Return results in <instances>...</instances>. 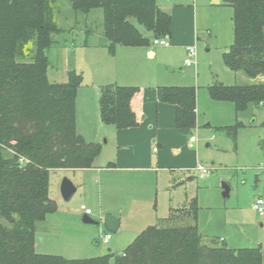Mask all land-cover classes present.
Here are the masks:
<instances>
[{
    "label": "trees",
    "instance_id": "1",
    "mask_svg": "<svg viewBox=\"0 0 264 264\" xmlns=\"http://www.w3.org/2000/svg\"><path fill=\"white\" fill-rule=\"evenodd\" d=\"M55 1L0 0V264H109L114 255L69 259L35 250L36 222L58 210L50 196L51 173L92 168L102 149L99 142L87 141L76 129L82 73L69 70L65 82L48 79L47 50L63 31L55 19ZM70 1L76 12L102 10L103 34L112 55L118 45L150 46L154 38L170 34L172 16L162 11L157 0ZM224 2L233 8L234 24V41L223 54L224 62L252 83L214 82L207 89L213 100L232 102L239 113L249 104L264 103V0ZM161 89L163 101L176 106V127L195 128L196 87ZM136 92L126 85L102 86L101 120L118 129L135 125L131 100ZM241 126L238 121L223 129L235 138ZM182 209L191 223L149 225L121 255H114L115 264H264L261 247L231 248L217 238L203 242L196 197ZM175 211L164 219H181Z\"/></svg>",
    "mask_w": 264,
    "mask_h": 264
},
{
    "label": "rangeland",
    "instance_id": "2",
    "mask_svg": "<svg viewBox=\"0 0 264 264\" xmlns=\"http://www.w3.org/2000/svg\"><path fill=\"white\" fill-rule=\"evenodd\" d=\"M175 2L189 3L195 9L199 39L194 46L198 65L190 66L192 70L184 67L182 70L179 68L182 64H177L178 53L173 51V47L156 50L170 57L176 66L169 69L171 74L165 78L174 79L169 82L177 83L166 86L201 87L197 125L194 128L195 142L182 147L179 153L171 149L170 154L176 162L170 163L173 165L162 172L164 175L158 183L153 180L149 187L148 180L125 183L127 175L124 170H54L50 177V196L56 200L58 210L49 213L44 221L36 222V252L69 259L109 253L121 255L149 225L180 226L191 223L192 218L184 215L186 210L182 208L188 207L193 197L198 200L199 231L203 242H210V237L224 240L229 236L228 247H261L264 250V216L252 208L260 193L264 197V103L249 104L245 111L237 113L232 102L212 100L206 88L212 82L252 83V79L243 72L242 80L236 76L239 74L230 70L223 59L224 52L234 41L233 8L215 4L214 0ZM54 14L63 31L54 36L56 42L47 50L50 61L48 79L54 83L65 82L68 71L76 70L83 75L82 84L90 88L99 81L105 82L103 86L118 84L114 81L109 83L108 74L114 66V57L109 51L108 40L103 36L102 10L93 9L85 14L76 12L70 0H56ZM190 24L193 26V22ZM138 27L147 33L142 25ZM117 54L115 59L119 62L126 60V55ZM165 66L161 69L168 70ZM259 79L261 77L255 80ZM238 121L243 126L237 129L234 138L223 127L233 126ZM154 146L156 150L161 148L157 144ZM197 163L209 167L210 172L200 177V173L193 168ZM64 177L78 186L69 201L64 200L60 190ZM223 183L230 187L229 196L223 193ZM166 186L169 188L167 191ZM81 204L92 210L89 217L97 223L84 222ZM170 207L175 208L177 217L182 218L164 219ZM110 209L115 213H109ZM109 216L121 222L118 231L108 229ZM2 221L9 225L7 220ZM105 233L113 236L109 243L102 239ZM114 255L109 264H115Z\"/></svg>",
    "mask_w": 264,
    "mask_h": 264
},
{
    "label": "crops",
    "instance_id": "3",
    "mask_svg": "<svg viewBox=\"0 0 264 264\" xmlns=\"http://www.w3.org/2000/svg\"><path fill=\"white\" fill-rule=\"evenodd\" d=\"M175 1L177 0H157L158 6L161 9H170L172 16L170 34L166 36L170 42L169 46L120 45L117 48L116 54L113 55L114 66L110 74H108L111 79L109 83L114 81L118 84L122 83L121 85L131 86L137 89V92L131 100V107L137 120L135 125L118 129L114 125L105 124L101 120L99 98L101 87L105 82L99 81L93 84L91 88L88 85L82 84L78 88L76 97L77 132L83 135L88 141L99 142L102 145V149L96 157L92 168L76 170H124L127 175L125 183L145 182L148 180L150 181V184H148L149 187L153 180L158 183V180L164 175L162 172H166L173 165L170 163L176 162V158H173L170 154L171 149L179 153L182 151V147L185 148L187 144L191 145L195 142L194 128L178 129L175 123L176 106L164 102L162 99L161 88L166 86L165 84L177 83L169 82L175 81L174 79L168 80L165 78L166 75L171 74L169 69L176 66L170 61V57L163 53H158L159 49H156H169L173 47V51L178 53L179 56L177 64H182V67L179 68L183 70L184 67L190 70L191 67L186 66L184 60L188 56L189 47L194 46V44L196 45V39H199L196 34V13L193 5ZM214 3L230 6L224 0H214ZM176 22L179 24H176ZM190 22H193V26H191ZM104 42L105 44L107 43L106 41ZM117 53L126 55V60L119 62V60L115 59L118 55ZM135 65L136 67H134ZM164 65H166L165 67L168 70L161 69V66L164 67ZM235 74H239L236 76H240L242 80L243 77L241 76L243 75H241V72ZM197 81L198 79H196V83H198ZM200 88V86L196 87L197 102L199 100ZM155 144L161 146V148L155 150L157 148L154 146ZM111 163L113 165L109 166ZM165 176L168 178L167 174ZM165 188L166 191L167 189L169 190L167 186ZM259 196L264 200L261 193ZM174 209L170 207L169 214L163 218L168 217ZM109 213H115V211L110 209ZM260 216H264V214ZM112 239L113 236L109 242ZM208 239H213V237ZM228 240H230L229 236L228 239H224L226 243Z\"/></svg>",
    "mask_w": 264,
    "mask_h": 264
},
{
    "label": "built area",
    "instance_id": "4",
    "mask_svg": "<svg viewBox=\"0 0 264 264\" xmlns=\"http://www.w3.org/2000/svg\"><path fill=\"white\" fill-rule=\"evenodd\" d=\"M152 45L169 46L170 42L166 36L165 37H156L153 39ZM184 64L186 66L197 65L195 46L189 47L188 56L184 60ZM20 160L22 162L25 161L24 158H21ZM262 168H264V164H262ZM194 169L200 173L199 174L200 177H204L205 175H207L210 172V168L201 164V163H198ZM252 208L254 210H256L259 215H263L264 214V200H263V198L260 196L255 198V200L252 204ZM81 209L84 210L86 215L92 214V210L90 208H87L85 205H82ZM111 237H112L111 233H105L103 235L102 239L105 243H108L109 240L111 239Z\"/></svg>",
    "mask_w": 264,
    "mask_h": 264
},
{
    "label": "water",
    "instance_id": "5",
    "mask_svg": "<svg viewBox=\"0 0 264 264\" xmlns=\"http://www.w3.org/2000/svg\"><path fill=\"white\" fill-rule=\"evenodd\" d=\"M162 11L170 14V9L168 8H163ZM223 189H224V192H223L224 195L229 196L230 187L227 183H223ZM60 190H61V194L64 200L69 201L73 197V195L76 193L77 187L70 178L64 177L63 180L61 181ZM83 220L84 222H87V223H97L95 220L90 218L89 215H85L83 217ZM119 225H120V221L116 217L114 216L108 217L107 227L110 231L116 232L119 228Z\"/></svg>",
    "mask_w": 264,
    "mask_h": 264
}]
</instances>
